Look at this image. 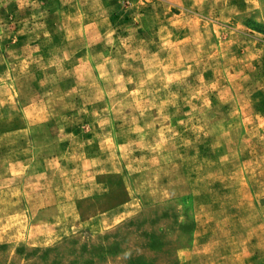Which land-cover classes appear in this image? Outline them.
Returning a JSON list of instances; mask_svg holds the SVG:
<instances>
[{
  "label": "rangeland",
  "instance_id": "rangeland-1",
  "mask_svg": "<svg viewBox=\"0 0 264 264\" xmlns=\"http://www.w3.org/2000/svg\"><path fill=\"white\" fill-rule=\"evenodd\" d=\"M0 264H264V0H0Z\"/></svg>",
  "mask_w": 264,
  "mask_h": 264
}]
</instances>
